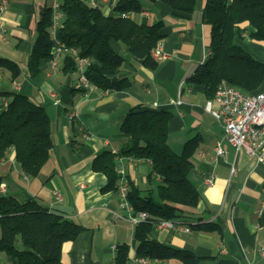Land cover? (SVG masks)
<instances>
[{
	"label": "crops",
	"instance_id": "0c3cea01",
	"mask_svg": "<svg viewBox=\"0 0 264 264\" xmlns=\"http://www.w3.org/2000/svg\"><path fill=\"white\" fill-rule=\"evenodd\" d=\"M7 1L5 8L0 4V58L17 64L20 76L15 79L9 70L0 69V113L12 100L10 93L27 95L49 115L54 147L37 177L26 176L15 152H9L0 164L5 178L0 196H14L21 202L35 197L83 227L75 240L64 244L63 263L112 264L121 244L130 247V259L136 255L133 214L122 207L118 190L104 191L108 177L93 169V161L104 151L119 152L129 145L122 123L130 109L157 105L155 108L172 113L168 142L174 151L182 153L192 139L199 143L192 156L190 180L198 188L200 200L195 207L181 206L182 216L173 220V227L155 226L152 238L192 252L195 264H264V164L227 142L222 124L206 108L214 96L205 86L189 82L210 54L212 28L203 21L207 0H197L189 18L179 17L160 1L140 0L142 12L130 16L148 25L165 21V38L160 44L167 57L158 60L153 70L122 42H115L114 49L125 57L118 76L129 78L132 85L107 91L81 87L79 70H65L69 51L55 65L52 57L41 60L39 70L32 74L30 58L38 23L42 10L53 6L54 0ZM118 1L88 0L108 15L114 14ZM64 20L60 10L54 18V42ZM235 41L264 63V41L249 36ZM217 147L226 151L225 156L217 155ZM117 164L124 166L130 182L158 198L162 179L152 174L149 160L118 157ZM204 224L219 229L203 230ZM160 264L183 262L169 259Z\"/></svg>",
	"mask_w": 264,
	"mask_h": 264
},
{
	"label": "trees",
	"instance_id": "16d2710c",
	"mask_svg": "<svg viewBox=\"0 0 264 264\" xmlns=\"http://www.w3.org/2000/svg\"><path fill=\"white\" fill-rule=\"evenodd\" d=\"M168 5L179 17H190L197 0H148ZM60 10L65 16L58 38L66 48L77 49L80 56L94 59L86 74L102 90H123L132 82L118 76L125 57L113 44L122 42L130 53L143 61L145 67L155 70L158 60L152 51L165 38V21L152 25L139 23L123 13L142 12L140 0H119L114 14H106L99 6L86 0H62ZM203 21L211 31L210 54L189 78L191 84L203 85L208 94L215 95L223 82L245 94L263 91L264 63L256 60L236 38L245 36L264 41V0H207ZM54 8L42 10L38 23V37L30 58V71L39 70L41 60L52 57ZM65 70H75L72 54L66 57ZM0 69H7L13 78L20 76L17 64L0 58ZM12 100L0 113V164L12 150L23 173L37 177L54 147L51 120L46 110L27 95L10 93ZM172 113L167 110L136 106L129 110L122 132L129 137V145L119 152L100 153L93 161V169L108 177L104 191L118 190L120 176L116 171L117 158L146 159L152 164V174L159 175L162 184L158 198L149 190L143 192L129 183L127 198L134 209L133 215L148 213L151 218L136 224V254L153 259H179L183 264H195L196 256L153 239L151 232L162 220H175L182 216L181 206L195 207L200 200L198 188L191 182L194 165L192 156L198 147L197 139L189 140L182 153L169 145L168 124ZM5 181L0 174V186ZM203 230L214 231L216 225H202ZM0 253L8 264H64L62 250L66 242L75 240L83 227L73 222L64 212L44 206L35 197L21 202L14 196H0ZM130 247H117L112 264H128Z\"/></svg>",
	"mask_w": 264,
	"mask_h": 264
},
{
	"label": "built area",
	"instance_id": "2783aa9c",
	"mask_svg": "<svg viewBox=\"0 0 264 264\" xmlns=\"http://www.w3.org/2000/svg\"><path fill=\"white\" fill-rule=\"evenodd\" d=\"M61 2L62 0H54V18L60 15ZM7 3V0H0L3 8L6 7ZM93 5L97 6L96 4ZM129 15V13L122 14L123 17H128ZM66 51H69L75 59L76 68L81 74V87L87 90L98 88L88 79L86 74L89 66L94 63V59L91 56H80L77 49L68 50L59 38L55 40L52 51L53 64L55 65L57 58ZM152 54L156 60H163L167 57L160 43L153 49ZM18 85L19 83H16V86ZM206 108L222 124L226 140L230 145L237 151L247 152L250 156L264 164V91L256 94H245L238 88L223 81L218 86L213 100L208 103ZM72 118L73 116H71ZM215 151L220 156H225L226 154V151L221 147H217ZM116 171L120 176L118 191L122 198L121 205L133 214L134 209L127 198L130 181L126 177L125 168L122 164H118ZM231 172L235 174L236 169L233 167ZM207 181L209 184H213V179ZM150 218L151 216L146 212H140L136 216L132 215V219L136 224ZM157 226L160 228L173 227L174 222L162 220ZM186 230L190 231L189 228ZM3 260L4 257L0 253V264H3ZM129 264H160V260L136 254L130 259Z\"/></svg>",
	"mask_w": 264,
	"mask_h": 264
},
{
	"label": "rangeland",
	"instance_id": "374dc122",
	"mask_svg": "<svg viewBox=\"0 0 264 264\" xmlns=\"http://www.w3.org/2000/svg\"><path fill=\"white\" fill-rule=\"evenodd\" d=\"M3 264H8V259L7 258H4Z\"/></svg>",
	"mask_w": 264,
	"mask_h": 264
}]
</instances>
